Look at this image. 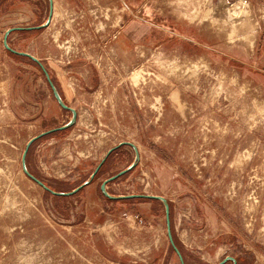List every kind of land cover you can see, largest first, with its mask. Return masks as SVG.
<instances>
[{
    "label": "rangeland",
    "instance_id": "obj_1",
    "mask_svg": "<svg viewBox=\"0 0 264 264\" xmlns=\"http://www.w3.org/2000/svg\"><path fill=\"white\" fill-rule=\"evenodd\" d=\"M54 1L0 8V264H181L162 201L104 196L126 170L104 190L166 200L185 264H264V6ZM37 26L7 43L46 74L5 48ZM62 126L26 157L58 193L123 144L69 197L22 162Z\"/></svg>",
    "mask_w": 264,
    "mask_h": 264
},
{
    "label": "water",
    "instance_id": "obj_2",
    "mask_svg": "<svg viewBox=\"0 0 264 264\" xmlns=\"http://www.w3.org/2000/svg\"><path fill=\"white\" fill-rule=\"evenodd\" d=\"M1 1V0H0ZM53 11H54V3L52 0H50V16H49V22L52 19V15H53ZM44 26H37V27H29V28H22V27H18V28H13L10 29L6 34H5V48L7 51H9L10 53L16 55V56H21V57H26L30 60H32L34 63L40 64V66L42 67V70L44 71V73L46 74V69L44 68V66L39 62V60L35 57H33L30 54L27 53H22V52H18L16 50H14L13 48H11L8 43H7V39L8 36L13 33V32H19V31H34V30H40L42 29ZM48 77V75H47ZM58 97V96H57ZM60 105L61 108L63 110H66L68 112H73V109L70 108L68 105L64 104L62 101H60ZM68 128V126H62L59 128H55L52 130H49L45 133L40 134L39 136L35 137L34 139H32L27 147L26 150L23 154V158H22V162H23V167H24V172L26 174V176L28 178H30L32 181H34L35 183H37L39 186H41L46 192L51 193L54 196H58V197H69V196H73L75 194H77L85 185L92 183V181L94 180V178L96 177V175L99 173V171L101 170L102 166L104 165L106 159L117 149H119L121 146H123V144H120L119 146L111 149L108 154L106 155V158L99 164V166L96 168L95 172L92 174L91 179L88 183L84 184L81 187L76 188L75 190L69 192V193H58L55 192L53 190H51L44 182H42L41 180H39L38 178H36L34 175H32L27 169H26V157L28 154V151L31 147V145L36 142L37 140L44 138L48 135L57 133V132H62L64 130H66ZM128 170L126 171H122L119 174H117L116 176L111 177L110 179H108L107 181L104 182L103 184V193L104 196L111 199V200H115V201H121V200H135V199H140V200H151V201H162L164 203V207H165V214H166V226H167V235H168V239L169 242L171 243L172 248L174 249V251L177 253L181 264H185L184 258L179 250V248L176 246L175 242H174V237L172 234V227H171V216H170V205L167 203L166 200H164L162 197L159 196H151V195H128V196H110L105 190L104 187H106L109 183L119 179L120 177L124 176L127 173ZM231 261L233 264H237L236 259L232 258V257H227L225 260H223L222 262H220L219 264H226L227 261Z\"/></svg>",
    "mask_w": 264,
    "mask_h": 264
},
{
    "label": "crops",
    "instance_id": "obj_3",
    "mask_svg": "<svg viewBox=\"0 0 264 264\" xmlns=\"http://www.w3.org/2000/svg\"><path fill=\"white\" fill-rule=\"evenodd\" d=\"M5 1H7V2H9V1H11V0H1L0 1V8H1V6L3 5V3L5 2ZM49 1V4H50V0H48ZM53 1V3H54V6H55V1L54 0H52ZM116 1H119V0H116ZM250 4H253V3H256V4H260V5H263L264 6V0H247ZM253 53H254V51H253Z\"/></svg>",
    "mask_w": 264,
    "mask_h": 264
},
{
    "label": "trees",
    "instance_id": "obj_4",
    "mask_svg": "<svg viewBox=\"0 0 264 264\" xmlns=\"http://www.w3.org/2000/svg\"><path fill=\"white\" fill-rule=\"evenodd\" d=\"M11 56H13V57H16V55H14V54H12V53H10L9 51H7ZM110 157V156H109ZM97 176H98V174L96 175V177L94 178V180L97 178ZM93 180V181H94ZM106 199H108L110 202H115L114 200H111V199H109V198H107L106 197ZM174 242H175V240H174ZM176 243V242H175ZM177 245V244H176ZM183 256V255H182Z\"/></svg>",
    "mask_w": 264,
    "mask_h": 264
}]
</instances>
